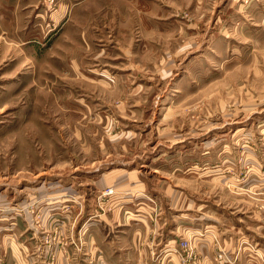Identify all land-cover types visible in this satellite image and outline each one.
Instances as JSON below:
<instances>
[{"label": "rangeland", "instance_id": "rangeland-1", "mask_svg": "<svg viewBox=\"0 0 264 264\" xmlns=\"http://www.w3.org/2000/svg\"><path fill=\"white\" fill-rule=\"evenodd\" d=\"M14 2L0 7V264L57 245L77 264L70 223L106 234L182 213L199 237L214 226L216 263L264 260V0ZM195 237L181 264H204Z\"/></svg>", "mask_w": 264, "mask_h": 264}, {"label": "crops", "instance_id": "crops-1", "mask_svg": "<svg viewBox=\"0 0 264 264\" xmlns=\"http://www.w3.org/2000/svg\"><path fill=\"white\" fill-rule=\"evenodd\" d=\"M14 1L16 0H6V5H13L15 4ZM3 3H5V0H0V7H3ZM109 185L113 184L109 183ZM130 208H132V205ZM125 210L130 214L133 212L132 209L127 208ZM113 214L120 217V220L129 219L128 214H124L121 208L114 210ZM174 218H179V220H175V224H172V222L168 223L167 220H169V218H164L165 221L163 220V222L155 224L142 223L141 228H136L127 222L119 221L118 224L109 225V229L107 230L108 233L106 234L105 228L108 225L104 222H86L78 225L70 223L68 227L76 229L77 232L75 234L77 239L74 240H77V242L81 241L82 244V251H80L82 253L80 254L77 252L78 255L76 257H80L77 264H87L88 262L95 260V258L97 259V262H94V264H141L142 262L143 264H146L148 261L153 262L151 260L156 253L152 252L149 254L146 248H153L155 246L158 247L159 251L162 250V255L156 259L155 264H181L177 252L178 242L181 240V237H187L188 234L196 235L195 241L197 243V252L201 255L204 264H218L213 259L215 246L212 237L209 236V233H215L216 230L213 228L214 226L209 225L206 227L207 234L202 238L197 235L202 232L201 228L203 225L199 226L198 222L194 223V221H191L192 218L196 219L195 214L182 213L175 215V217L173 215V219ZM101 224H103L104 227ZM95 227L98 229L103 228L102 234L99 236L98 240L92 236L95 235L92 234V231L96 229ZM64 228L65 226H63V232ZM220 246L224 248L227 254H229L227 255L228 257L233 258L236 255L237 248L233 240L226 239ZM62 248H64V246H62ZM140 248H143V251L140 250ZM75 250V247L62 250L61 247L57 245L56 248H52L51 260L50 258L41 257V259L36 261L35 255V262L38 264H53L56 260V264H73L74 260L72 258ZM244 250H247V248ZM159 251L157 252L159 253ZM134 252L135 256H133ZM258 253L256 257L250 255L246 251V253L239 255L236 264H264V260H260V251ZM107 255L110 256L109 259L107 258Z\"/></svg>", "mask_w": 264, "mask_h": 264}, {"label": "bare ground", "instance_id": "bare-ground-1", "mask_svg": "<svg viewBox=\"0 0 264 264\" xmlns=\"http://www.w3.org/2000/svg\"><path fill=\"white\" fill-rule=\"evenodd\" d=\"M45 186V185H44Z\"/></svg>", "mask_w": 264, "mask_h": 264}]
</instances>
